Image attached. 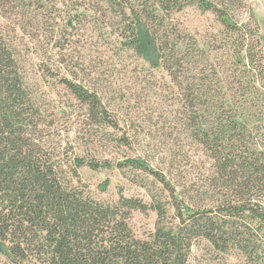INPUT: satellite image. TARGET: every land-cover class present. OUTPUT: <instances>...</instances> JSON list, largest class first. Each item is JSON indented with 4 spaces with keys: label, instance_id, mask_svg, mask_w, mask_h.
<instances>
[{
    "label": "trees",
    "instance_id": "16d2710c",
    "mask_svg": "<svg viewBox=\"0 0 264 264\" xmlns=\"http://www.w3.org/2000/svg\"><path fill=\"white\" fill-rule=\"evenodd\" d=\"M62 3L74 15L69 25L93 16L137 83L164 71L160 108L180 159L160 170L147 157L119 164L162 185L151 203L122 193L105 202L83 190L82 168L110 164L80 157L66 170L49 144L29 133L43 99L28 92L43 80L29 79L23 49L4 38L17 26L37 39L42 60L34 66L56 78L55 28L49 37L27 32L46 19L50 4L0 0L9 29L0 26V255L12 264H189L194 248L206 242L212 262L237 253L247 264H264V56L249 26L234 19L230 0H57L51 9ZM192 6L212 12L224 30L203 41L179 31L172 19ZM65 72L61 83L85 106L88 132L98 128L111 137L98 135L103 142L130 145L131 134L122 132L125 112L111 94L91 76ZM171 209L177 224L168 223ZM135 211L158 216L148 240H138L130 226Z\"/></svg>",
    "mask_w": 264,
    "mask_h": 264
},
{
    "label": "rangeland",
    "instance_id": "374dc122",
    "mask_svg": "<svg viewBox=\"0 0 264 264\" xmlns=\"http://www.w3.org/2000/svg\"><path fill=\"white\" fill-rule=\"evenodd\" d=\"M45 1L50 4L48 7L50 13H46V19L40 17L41 24L34 23V28H29L27 32L45 34L49 37V32L55 28L57 36L50 43V56L56 65L54 69L58 74L56 78L48 79L34 66L42 60L41 56L38 57L42 51H39L40 43L37 39L30 34L24 35L17 26L16 31L13 32L11 28L12 30L4 37L14 42L20 50L23 49L25 59L30 63L27 69L29 79L43 80L38 88L28 92L31 99L35 97L43 99L35 109L38 110L39 116L35 118L34 126L27 128L29 133H34L37 139L47 142L50 147L48 152L57 156V160L66 170L70 169L75 158L80 157L100 166L108 162L110 167H103L99 171H92L88 167L80 170L82 189L88 188L95 199L117 202L122 193L126 198H137L145 203H151L152 193L155 195L163 193L162 185L147 173L119 168V164L128 159L147 157L151 162V168L160 170L167 168L165 164L171 159H180V153L173 142L174 137L170 136V129L165 124L160 108L162 101L157 90L161 83L168 81L164 71L161 68L156 69L155 75L147 84L137 83L136 79L126 75L123 60L100 36V25L94 22L92 15L88 19L80 15L75 19V23L69 25V19L74 15L68 12L67 5L62 3L58 10H52L57 0ZM229 7L236 22L249 26L256 35L254 39L257 41V51L264 56V0H230ZM79 12L84 11L82 9ZM6 16L7 13L0 9V18ZM172 20L179 31L197 36L202 41L224 30L212 12L204 11L198 6L186 8ZM3 22L4 20L0 19V26L4 27L3 30L6 32L9 29ZM65 70L81 73L85 77L91 76L111 94L113 102L125 112L127 127L122 125L124 127L122 132L126 129L131 134L130 145H121L116 143L115 139H112L114 143L103 142L98 136L102 135L98 128L88 132L85 106L76 101L61 83L62 78L66 76ZM109 130L110 134L122 133ZM103 138L111 140L109 136ZM106 182H109L110 186L104 192L102 186ZM178 189L179 192L181 189ZM170 212L172 216H169L168 223L175 224V213L172 209ZM130 218V226L138 240H148L150 235L156 232L158 216L155 212L135 211ZM210 251L206 242L198 244L193 250L189 264H247L237 253L221 258L218 263L212 262L213 255ZM0 264L12 263L0 255Z\"/></svg>",
    "mask_w": 264,
    "mask_h": 264
}]
</instances>
